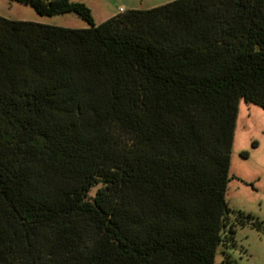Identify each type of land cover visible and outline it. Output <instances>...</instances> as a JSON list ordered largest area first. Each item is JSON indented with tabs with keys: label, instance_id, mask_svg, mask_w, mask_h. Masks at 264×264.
Masks as SVG:
<instances>
[{
	"label": "trees",
	"instance_id": "trees-1",
	"mask_svg": "<svg viewBox=\"0 0 264 264\" xmlns=\"http://www.w3.org/2000/svg\"><path fill=\"white\" fill-rule=\"evenodd\" d=\"M12 1L88 26L0 15V264H216L264 231L227 200L252 185L230 167L240 101L264 109V0L99 24L82 1Z\"/></svg>",
	"mask_w": 264,
	"mask_h": 264
},
{
	"label": "rangeland",
	"instance_id": "rangeland-1",
	"mask_svg": "<svg viewBox=\"0 0 264 264\" xmlns=\"http://www.w3.org/2000/svg\"><path fill=\"white\" fill-rule=\"evenodd\" d=\"M75 1L85 2L91 8L95 23L99 24L122 11L121 8L123 10L131 8L146 9L172 0ZM0 15L11 19L33 20L65 27L84 28L88 26V23L74 12L53 16L40 15L31 5L12 0H0ZM246 103L255 105L241 100L239 104L241 111ZM255 106L261 109L262 116L259 117L260 119L253 118L250 129L247 124L243 127L238 122L230 167L231 175L234 173L240 174L243 171V175L254 178L256 180L252 181L254 188L249 184L238 183L237 180L232 179L228 186L227 200L234 209L251 212L264 221V109L258 105ZM254 140L259 143V146H253V142H256ZM242 150L249 152L248 157L245 158L240 155ZM234 185L244 189V192H241V190L236 191ZM236 242L235 248L227 250L222 245L218 246L215 256L216 264H264V231H258L250 226L239 227L236 233ZM226 258L230 260L227 261Z\"/></svg>",
	"mask_w": 264,
	"mask_h": 264
},
{
	"label": "crops",
	"instance_id": "crops-1",
	"mask_svg": "<svg viewBox=\"0 0 264 264\" xmlns=\"http://www.w3.org/2000/svg\"><path fill=\"white\" fill-rule=\"evenodd\" d=\"M261 109L259 108V107H256L255 105H249V104H245V105H243V110L241 111V109H240V105H239V113H238V118H237V124H238V122H240V124L243 126V127H245L246 126V124L248 125V128L250 129V127H252L251 125H252V121H253V118L254 119H256V118H259V117H261L262 116V114H261ZM260 119V118H259ZM255 121V120H254ZM257 121V120H256ZM251 123V124H250ZM237 124H236V127H237ZM236 130V129H235ZM254 141H256V140H254ZM253 142V141H252ZM256 147L257 146H259V143L256 141ZM242 151H244V150H242ZM241 152V151H240ZM242 172L243 171H241V173L240 174H232V175H235V176H237V177H239V178H242V179H244V180H246V181H248V182H251L252 183V181H256V180H254V178H252V177H247V176H245V175H243L242 174ZM253 177H255V176H253ZM235 180H237V182L238 183H242V184H245V183H243V182H241L239 179H235ZM245 185H247V184H245ZM235 186V188H236V191H239V190H241V192H244V189H240V187L238 186V185H234ZM253 188H254V185H251Z\"/></svg>",
	"mask_w": 264,
	"mask_h": 264
},
{
	"label": "built area",
	"instance_id": "built-area-1",
	"mask_svg": "<svg viewBox=\"0 0 264 264\" xmlns=\"http://www.w3.org/2000/svg\"><path fill=\"white\" fill-rule=\"evenodd\" d=\"M120 10H122V11H123V8H121Z\"/></svg>",
	"mask_w": 264,
	"mask_h": 264
}]
</instances>
